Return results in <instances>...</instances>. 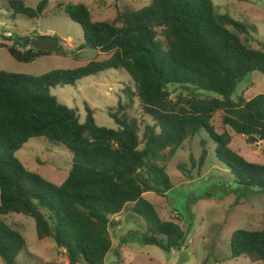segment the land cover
Wrapping results in <instances>:
<instances>
[{"label":"trees","instance_id":"obj_1","mask_svg":"<svg viewBox=\"0 0 264 264\" xmlns=\"http://www.w3.org/2000/svg\"><path fill=\"white\" fill-rule=\"evenodd\" d=\"M46 4L8 0L7 7L33 17ZM62 10L80 25L79 47L108 56L39 74L0 69V259L5 264H16L21 249L30 254L21 227L3 220L8 213L31 217L36 239L49 237L63 250L65 260L44 264H103L108 250L118 258L119 244L130 234L165 249L179 247L180 225L161 219L142 194L162 195L171 187L164 162L195 134L201 146L197 168L211 143L212 155L229 170L236 188L264 190V161H248L228 144L230 131L247 142L264 137V93L231 95L246 72H264V50L240 37L252 25L218 11L211 0H148L135 9L123 5L101 20L92 19L82 2L65 3ZM22 39L5 44L18 60L51 51L19 49L17 44H26ZM109 68L124 69L132 81V88L123 87L127 99L107 109L114 127L96 124L86 106L80 121L74 108L47 91ZM132 99L148 122L140 124L128 112ZM217 111L229 131L215 130L211 117ZM28 138L60 144L71 153L59 183L26 169L13 155ZM126 208L141 216L146 228L127 231L112 247L111 216ZM229 254L264 262V218L257 228L231 231Z\"/></svg>","mask_w":264,"mask_h":264},{"label":"rangeland","instance_id":"obj_2","mask_svg":"<svg viewBox=\"0 0 264 264\" xmlns=\"http://www.w3.org/2000/svg\"><path fill=\"white\" fill-rule=\"evenodd\" d=\"M34 6L38 0H22ZM148 0H47L41 14L28 17L12 14L8 0H0V69L28 74H39L51 68H72L88 60H99L108 53L89 47H79L82 42L80 25L70 19L62 10L65 3L82 2L96 20L111 19L117 8L123 5L138 8ZM218 11H225L236 19L252 25L241 39L251 47L264 50V0H211ZM50 35L58 42L57 51L41 52L32 59L23 61L14 58L6 49L18 36L23 38ZM27 44V43H26ZM17 44L21 48L27 45ZM132 88V81L122 68L104 69L95 74L82 76L73 84L48 87V93L68 107L74 108L82 121L85 106L92 111L98 125L114 127L115 123L107 114L117 101L127 99L123 87ZM264 93V72L249 71L236 82L232 97L241 94L249 98ZM128 112L139 123L149 121L132 99ZM211 122L216 131L228 130L220 121V112H215ZM248 161H264V137L247 142L244 135L230 131L228 143ZM207 153L199 168L196 159L201 146L198 135L185 139L165 162L171 187L162 195L146 191L142 195L155 209L161 219H174L182 228L179 247L165 249L153 243L142 242L133 237L119 244V256L108 250L103 264H264L252 261L244 255L230 257L229 237L238 227L257 228L264 218V190L236 188V183L226 166L212 155V144L207 143ZM13 155L28 170L43 178L59 183L66 175L71 162V153L60 144H49L38 138H28ZM192 159V164L190 161ZM179 165L182 166L180 169ZM119 220L109 225L111 246L127 231L142 232L145 220L129 211L118 213ZM3 220L10 225L21 227L26 250L16 254V264H44L46 261H63V250L49 237L36 239L33 221L21 213H8ZM0 264H5L0 259Z\"/></svg>","mask_w":264,"mask_h":264},{"label":"water","instance_id":"obj_3","mask_svg":"<svg viewBox=\"0 0 264 264\" xmlns=\"http://www.w3.org/2000/svg\"><path fill=\"white\" fill-rule=\"evenodd\" d=\"M22 42L32 47H42L51 51L58 45L56 38L50 35H40L31 38L25 37L22 39ZM259 138H262V135Z\"/></svg>","mask_w":264,"mask_h":264},{"label":"crops","instance_id":"obj_4","mask_svg":"<svg viewBox=\"0 0 264 264\" xmlns=\"http://www.w3.org/2000/svg\"><path fill=\"white\" fill-rule=\"evenodd\" d=\"M111 218L114 219L116 222L119 220L118 214L112 215Z\"/></svg>","mask_w":264,"mask_h":264}]
</instances>
